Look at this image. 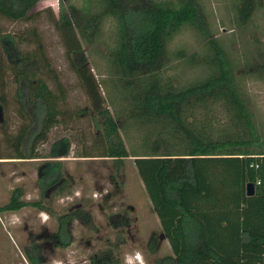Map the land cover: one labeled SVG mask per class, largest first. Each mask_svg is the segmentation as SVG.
<instances>
[{
	"label": "trees",
	"instance_id": "trees-1",
	"mask_svg": "<svg viewBox=\"0 0 264 264\" xmlns=\"http://www.w3.org/2000/svg\"><path fill=\"white\" fill-rule=\"evenodd\" d=\"M41 1L0 0V17L27 20ZM97 1L102 10L86 18L79 16L76 25L71 21V15L76 16L72 6L70 12L62 6L55 22L72 58L83 53L78 34L92 43L105 17L116 21L114 47L107 55L109 77L101 82L108 104L115 96L121 98L112 108L104 106L100 83L86 61L72 59L103 127L90 146L95 152L86 151L80 157L111 158L115 163L134 157L175 264H264V136L224 49L209 34L201 3ZM236 3L238 23L246 24L258 1ZM184 28L202 34L212 48L211 55L200 62L207 67L206 76L179 87L162 75L169 43ZM178 55L186 57L184 52ZM40 56L41 64L29 54L12 69L22 125L16 135L8 134L5 141L12 151L0 152V159H41L40 145L48 141L55 126L64 123L60 103L66 98L65 90L57 75L53 76L56 90L38 78V72L50 66L42 50ZM6 75L0 60V110L8 104ZM217 104L229 118L227 132H218L214 126L212 114ZM36 126L38 132L32 134ZM129 132L140 140L132 151L123 137ZM62 155L68 157L69 152ZM47 164L57 166L60 162ZM60 180L50 172L43 176L42 186ZM249 183L255 184L252 196L247 194ZM23 195L21 188H15L0 213L40 205L39 201L23 200ZM65 219L60 223V235L65 232ZM27 257L35 263L33 255Z\"/></svg>",
	"mask_w": 264,
	"mask_h": 264
},
{
	"label": "rangeland",
	"instance_id": "rangeland-1",
	"mask_svg": "<svg viewBox=\"0 0 264 264\" xmlns=\"http://www.w3.org/2000/svg\"><path fill=\"white\" fill-rule=\"evenodd\" d=\"M198 1L206 13L209 34L224 49L238 83L247 96L254 122L264 136V0H257L253 16L246 24L238 23L236 0ZM62 6L69 12L71 6L74 8L76 16L71 15L74 25L80 22L79 16L86 18L102 10L97 0H43L27 20L12 21L0 17V60L7 70L5 83L8 103L0 110V152L11 154L12 149L7 148L5 140L8 134L16 135L22 125L19 106L15 101L18 84L12 69L26 55L30 54L39 60L41 50L50 66H44L38 72V78L44 79L56 90L53 76L57 75L66 98L60 103L64 123L50 131L48 141L40 145L39 152L41 159L61 154L57 153V149L61 148L58 143L63 139H66L63 143L69 152L68 158L52 159L60 162V165L42 169V176L52 172L58 174L59 179H66L62 194L59 188L46 194L47 188L41 186L39 169L45 162L0 165V172L6 175L0 181V187L3 186L2 182L7 186L0 191V207L9 202L12 192L18 187L23 190V200L40 202L37 207L28 205L18 211L0 213V264H69L72 248L66 244L69 239L67 230L70 228L67 220H63L65 232L61 235L58 233L57 239L63 242L59 248L55 240L54 243L51 239L48 242L45 237H29V233L40 234L45 228L55 232L69 209L79 203L101 230L99 237L88 230L84 232L80 221L75 222L77 240H83L85 235L84 246L88 240L97 245L101 241L102 250H107L106 258L116 264H126L129 257L132 258V264H140L135 259L137 253L141 254L144 264H175L170 243L164 236L138 174L134 157L120 163H115L111 158L80 157L83 152H95L90 151V146L103 127L101 118L94 114L91 97L72 67V59L76 63L86 61L100 83L104 106L110 105L112 108L121 98L115 96L108 104L105 101L106 88L101 82L109 77L107 55L109 49L114 47L116 21L112 17H105L92 43H87L78 34L83 53L71 58L55 23ZM207 43L202 34L190 28H184L176 35L168 46L167 66L162 75L165 80L171 78L181 87L204 78L208 70L200 62L207 54L211 55L212 48ZM180 52H184L186 57L179 56ZM192 56H195L194 59ZM38 62L41 64L42 61ZM122 96L125 97L124 94ZM115 110L116 107L112 111ZM212 116L215 117L213 123L218 132H227V128L231 127L226 110L221 105L214 106ZM38 129L39 126H36L32 134ZM123 137L130 151L140 143L134 133L129 132ZM44 170L49 172L44 173ZM23 171L25 176H21ZM150 244L154 245L155 251L150 250ZM33 247H36V252L32 254L35 263H31L25 254L27 250L33 251ZM114 247L117 248L115 252L112 251Z\"/></svg>",
	"mask_w": 264,
	"mask_h": 264
},
{
	"label": "flooded vegetation",
	"instance_id": "flooded-vegetation-1",
	"mask_svg": "<svg viewBox=\"0 0 264 264\" xmlns=\"http://www.w3.org/2000/svg\"><path fill=\"white\" fill-rule=\"evenodd\" d=\"M58 144L61 148L57 149L58 150L57 153L60 152L61 155H52L51 158H63L60 156H63L62 155L63 152H66L67 145H65L63 143V140L60 141ZM54 147H56V146H54ZM54 151H56V149ZM57 153H55V154H57ZM68 157H65V158H68ZM48 163H51V162H48ZM42 166L39 169V175L41 176V182H42V178H43L42 169L46 168L48 166V164L45 163ZM49 169H51V168H48V170ZM48 170L47 171L44 170L45 171L44 173H48L49 172ZM65 180H66L65 178H61V180L56 182V183H54L53 181H50L49 183H47V184H49V186L48 187H47V185L45 186L47 188L45 190V193L47 194L48 191H51L52 189H58V188L61 189L66 184ZM81 205H82L81 203L73 205V207L69 209L67 215H65V218H66L65 220H67V222L70 226V228L68 227V230H67L69 239H68L66 244H67L68 248H72L71 258H70L68 263L69 264H116L114 261L110 262V260H108L106 258L105 254H106L107 250H102V244H101L102 242L101 241H99V243L97 245L93 241L88 240L84 246L83 243H84L85 235L83 236V240L82 239L77 240L78 236L76 235V226L74 223L78 222V221H80L79 225L81 227H84V229H83L84 232H86V230H88L89 233L92 232V233H95V235L98 234V236L101 237L100 236V231H101L100 227L99 228L97 227L94 219H91L90 214L86 213L84 211V209L81 208ZM60 223H61V220H60ZM60 223L58 226V230H56L55 232H49L48 229L45 228L44 231L43 232L41 231L40 234H33V232L29 233L30 234L29 237L36 236L38 238L45 237V238H47V240L51 239V242L52 241L54 243H55V241L57 242L56 243V244H58L57 248H59V246H63V242H61L57 239L59 237L58 232H59ZM164 236L166 237V235H164ZM99 239L100 238H98V240ZM77 241H79V242L76 245ZM48 242H50V241L48 240ZM51 244L52 243H50V245ZM78 246H81L82 248L79 249ZM149 247H150V250H152L154 245L150 244ZM116 249L117 248L114 247L112 251L115 252ZM35 252H36V247H33V251L27 250L25 253L26 257H27L28 253H30L32 255ZM108 252H111V250H108Z\"/></svg>",
	"mask_w": 264,
	"mask_h": 264
},
{
	"label": "crops",
	"instance_id": "crops-1",
	"mask_svg": "<svg viewBox=\"0 0 264 264\" xmlns=\"http://www.w3.org/2000/svg\"><path fill=\"white\" fill-rule=\"evenodd\" d=\"M52 159H56V158H45V159H0V165L3 163L5 165H9L11 163L13 164H33V163H37V162H45V163H48L49 161H52V162H57V160H52ZM44 163V164H45ZM42 164V165H44ZM25 172L23 171V173L21 174V176H25ZM5 174H3V171L0 172V181L4 180L5 179ZM3 186L0 187V191L4 190L7 186H5V183H3Z\"/></svg>",
	"mask_w": 264,
	"mask_h": 264
},
{
	"label": "clouds",
	"instance_id": "clouds-1",
	"mask_svg": "<svg viewBox=\"0 0 264 264\" xmlns=\"http://www.w3.org/2000/svg\"><path fill=\"white\" fill-rule=\"evenodd\" d=\"M135 259L138 260V261H140V264H144V260H143V258H142V256H141L140 253H137L136 254ZM126 264H132V258L131 257H129L127 259Z\"/></svg>",
	"mask_w": 264,
	"mask_h": 264
},
{
	"label": "water",
	"instance_id": "water-1",
	"mask_svg": "<svg viewBox=\"0 0 264 264\" xmlns=\"http://www.w3.org/2000/svg\"><path fill=\"white\" fill-rule=\"evenodd\" d=\"M247 194H248L249 196H252V195L255 194V184H254V183H249V184L247 185Z\"/></svg>",
	"mask_w": 264,
	"mask_h": 264
}]
</instances>
